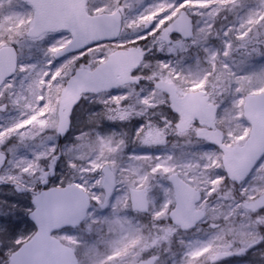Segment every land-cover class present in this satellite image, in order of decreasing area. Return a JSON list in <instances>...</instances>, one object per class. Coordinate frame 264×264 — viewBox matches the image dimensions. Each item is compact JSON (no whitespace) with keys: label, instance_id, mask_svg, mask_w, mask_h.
Returning <instances> with one entry per match:
<instances>
[{"label":"rangeland","instance_id":"374dc122","mask_svg":"<svg viewBox=\"0 0 264 264\" xmlns=\"http://www.w3.org/2000/svg\"><path fill=\"white\" fill-rule=\"evenodd\" d=\"M175 3L173 0H88L87 8L92 14L124 9V32L120 40L55 60L54 53L65 44L68 34L46 33L40 38H27L34 17L32 6L23 0H0V47L15 45L21 60L17 75L0 91V100L6 99L16 106V113L0 126V175L35 188L57 153V96L66 79L77 65L94 66L115 47L138 43L147 47L152 59L140 69L141 73L148 72L153 79L164 81L175 79L181 94L207 90L211 102L219 107L217 124L224 131L226 142L242 144L250 130L243 114L244 98L264 91V0H211L207 7L192 0L168 10ZM185 8L197 17L191 38L201 44L199 51L203 58L194 47L195 57L170 68L158 59L162 46L156 50L157 41H151L150 36L159 38L162 32L159 39L165 44L166 55L193 45L182 36H172L169 44L164 39L171 32L163 23L172 24ZM223 12L224 19L230 20L226 21L227 25H221V33L212 41L213 21H222ZM149 23H154L153 30L147 28ZM94 106L99 109L94 110ZM169 106L165 94L142 83L119 88L111 95L87 98L75 113L73 130L62 145L58 172L50 182L51 185L77 183L95 202L83 227L62 236L80 252L84 264H133L142 255L144 246H148L145 250L149 249L154 229L159 230L161 243L157 245H162L165 252L160 264H170L171 246L175 242L181 244L177 255L183 259L173 264H209L213 255L225 248V239H230L232 248L237 250L264 234V210L255 215L243 207V200L254 199L264 192V159L239 187L242 195L239 201L233 185L225 181V176L221 177L222 153L208 142L197 140L192 132L175 134L180 120L169 115ZM164 114L169 116L167 124H160L159 118ZM6 122L14 129L12 140L1 133ZM109 124L118 125V129ZM105 164H110L117 176V189L109 208L102 210L101 169ZM172 173H178L206 193L207 198L199 206H204L211 195L205 220L214 226L210 230L211 238L196 237L202 228L193 237L179 234L170 223L168 214L174 200L168 178ZM129 187H145L149 192L150 216L142 223L129 214ZM31 196L0 185L3 246L0 264H11L13 246L21 245L34 232L30 229L25 232L27 216L33 208ZM99 222L108 231L116 229L114 234L106 235L105 239L98 237ZM154 224L159 227L154 228ZM111 242L113 254L107 259H95L96 252ZM218 264H264V241L242 257Z\"/></svg>","mask_w":264,"mask_h":264},{"label":"water","instance_id":"95a60500","mask_svg":"<svg viewBox=\"0 0 264 264\" xmlns=\"http://www.w3.org/2000/svg\"><path fill=\"white\" fill-rule=\"evenodd\" d=\"M25 1L35 8V20L27 33L29 37H39L46 31L71 32L72 41L56 54V58L98 42L115 40L121 30L122 18L118 12L91 16L86 11L87 0ZM175 29L186 35L190 33V26L186 20H182ZM143 57L142 50L131 47L113 52L106 61L93 70L77 69L62 92L58 124V132L62 138L70 130V113L80 102L82 94L111 91L118 84L139 82L140 78L132 77L130 72L142 63ZM17 64L18 55L15 47L0 48V85L15 73ZM154 84L158 89L171 95L173 109L184 116L180 125L182 130L187 129V123L195 118L211 128L198 130V136L209 138L211 143L223 151L224 166L229 178L238 184L244 182L264 157V91L245 98L244 114L251 123L249 138L243 146H229L224 144L223 132L215 124L217 107L208 105L209 97L205 91L189 92L181 100L175 84L163 81H155ZM60 156L61 151L49 170L43 174V185L50 175L55 174ZM102 172L104 174L102 186L106 193L103 205L105 208L114 193L116 176L110 165H105ZM170 180L174 184L178 200L177 208L171 215L173 222L181 224L184 230L195 227L204 217L202 211L195 209L196 203L201 199L199 192L188 186L176 174L172 175ZM16 189L19 192L26 190L18 184ZM131 193L134 208L145 210L148 207L145 190H131ZM34 203L36 208L29 214V218L36 225L37 232L13 253L12 264H79L73 250L52 234L67 226L76 227L85 220L91 205L90 195L78 185L70 184L35 192ZM244 206L253 212L264 208V194L253 201H245ZM261 241L262 238L240 249L236 255L241 256ZM233 255L229 252H220L212 259V263ZM139 264H154V259Z\"/></svg>","mask_w":264,"mask_h":264},{"label":"flooded vegetation","instance_id":"af4514ba","mask_svg":"<svg viewBox=\"0 0 264 264\" xmlns=\"http://www.w3.org/2000/svg\"><path fill=\"white\" fill-rule=\"evenodd\" d=\"M173 1H175L176 3H175V5H173V6H171V7H168V10H172V9H176V8H174V7H176L177 5H180V3H186V2H190V1H192V0H173ZM207 1H211V0H203V2H204V4H207ZM187 8H185L184 9V13H182L181 15H179L174 21H173V23L171 24V23H166V21H165V23H163V25H164V28L165 29H167V28H172V26L174 25V24H176L177 22H178V20L180 19V18H182V17H187L188 18V20L191 22V24L193 25V21H194V18H192V15L191 14H189V12H190V10H186ZM124 15H125V11H124V9H123V11H122V17H123V21H124ZM223 19H224V15H223V17H222ZM124 24V23H123ZM149 27H150V29L151 30H153V27H154V23H150V25H149ZM164 29V30H165ZM124 30V27H123V29H122V34H123V31ZM161 33L162 32H160L158 35H160V37H161ZM172 35L173 36H175V38H177V37H180V35L178 34V33H176V32H172ZM151 38V41H154V40H156V38L155 39H153V37L152 36H150ZM159 37V38H160ZM158 38V37H157ZM127 46V45H126ZM131 46H138V47H141V48H143L144 50H145V54L147 53V51H146V49H145V46L143 45V44H141V43H138V44H134V45H131ZM116 49H118V48H114L113 50H112V52L114 51V50H116ZM133 74L134 75H136V76H138V75H142V73H141V71L140 72H138V70H136V71H134L133 72ZM144 76H145V74H144ZM146 77V76H145ZM12 79L13 78H11V79H9L7 82H6V84L7 83H9V82H11L12 81ZM147 80V79H146ZM143 82H147V81H143ZM4 87V86H3ZM2 87V88H3ZM2 88H0V91H1V89ZM180 92V91H179ZM187 92V91H186ZM185 92V93H186ZM185 93H183V94H181L182 96L185 94ZM163 94H165L166 95V97L167 98H169V95L168 94H166V93H163ZM211 96V95H210ZM58 98H59V100H58V111H59V101H60V94L57 96ZM169 103H170V106H169V115H172V116H175V117H177V119H179L180 121L182 120V117H181V115L180 114H178V113H175L173 110H172V108H171V102H170V98H169ZM3 106V109H1V107ZM37 111V110H36ZM16 113V106L14 105V104H9V102L6 100V99H1L0 100V126H4V124H2V121H5V120H7V118H10V116H12V115H14ZM36 113H38V111L36 112ZM73 116H74V114H73ZM166 118L167 117H162V118H159V122H160V124L161 123H163L164 124V122L165 121H167L166 120ZM168 119V118H167ZM58 120H59V116H58V112H57V123H58ZM11 123H9V122H6L5 123V127H3L2 129H1V133H3V136H5V137H7L8 136V138L10 139V140H12V138H13V136H14V129H12V127H10L9 128V125H10ZM165 124H167L166 122H165ZM190 129H192V130H194V131H196L198 128H200V127H202V124L199 122V121H194V122H192V123H190ZM176 128V127H175ZM57 131V130H56ZM176 131V133L175 134H178V132H179V130H178V127H177V130H174V132ZM169 181V180H168ZM170 183V182H169ZM4 184H6V185H9V182H4ZM54 185H58V184H54ZM54 185H49V186H54ZM170 185L172 186V190H173V203H172V205H171V210L169 211V214H168V219H169V221H170V223L174 226V228L176 229V231L179 233V234H182V235H190L191 237H193L194 236V233H196V231L197 230H199L200 228H202L201 229V231H199L200 233H198L199 235H197L196 237L197 238H205V239H207V238H211V235H210V230H211V228H214V226H212L211 225V223H210V221L208 222V221H206L205 222V220H206V218H207V211H208V207H207V202H209L210 203V200H212V198H210L211 197V195H209L208 196V200H207V202L204 204V206H199L200 205V203L204 200V198H207V195H206V193L205 192H203L202 190H200L199 189V191H200V193H201V195H202V201L200 202V203H198L197 204V209H200V210H202V211H204V213H205V218H204V220L202 221V222H200L198 225H197V227L196 228H194V229H190V230H183V228H182V226L181 225H178V224H174V222H173V219H172V217H171V215H172V212L174 211V210H176V208H177V196H176V191H175V188L173 187V185L170 183ZM35 187H37V185L35 186ZM132 187H129V189H128V191H129V202H130V215H132V216H135V221L137 220V221H139V222H144L145 221V219H147L149 216H150V210H151V202H150V195H149V192H148V190H147V188H145V187H143L144 188V190H145V192H146V196H147V198H148V207H149V209H145L144 210V208H142V210H140V209H136V208H134V206H133V204H132V202H131V197H130V189H131ZM134 188H139V187H134ZM197 188V187H196ZM35 189V188H34ZM102 189V188H101ZM139 189H142V188H139ZM233 190H234V192H235V195L237 196V198L236 199H238L239 201H240V199L242 200V195L240 194V192L238 191V189H237V187L235 186V187H233ZM102 193H103V201H102V203L100 204V208L102 209V210H107L108 208H109V206H110V202H111V200L113 199V197H114V195H115V192H116V190H115V192H114V195H113V197L111 198V200L108 202V205H107V207L106 208H103L102 207V204H103V202H104V199H105V192H104V190L102 189V191H101ZM91 195V194H90ZM192 196V195H191ZM95 204V202L92 200V207L93 206H95L94 205ZM92 209V208H91ZM90 212H91V210H90ZM139 219H141V220H139ZM140 226V225H139ZM81 227H83V225L81 226ZM81 227H78V228H65V229H63V230H60V231H58V232H56V235L58 236V238L62 241V242H64L65 244H67V245H69V246H71L72 244H71V242H69L66 238L64 239V238H62V236H63V234H65V233H67V232H77L78 230H80L81 229ZM157 227H159L158 226V224H154V228H157ZM97 230H98V234H99V236L98 237H102V238H104L105 239V236L106 235H110V234H114V230H116V229H114V230H112V231H108V227L104 224V223H100L99 222V225L97 226ZM154 232H153V234L152 235H150V239L152 238V243H151V245H150V247H149V249H147V250H145V247L147 248L148 246H144V250L142 251L143 253H142V255L140 256V257H138V259H136L135 260V262L133 263V264H139L140 262H142V261H150V260H152V259H154V264H160L161 263V260H162V256H163V254L162 253H165L164 251H162V245H157L158 243H161L160 242V240H158V238H160V237H158V235H159V230H157V229H154L153 230ZM112 234V235H113ZM60 235H61V237H60ZM225 248L223 249V250H220V251H226V252H232V253H234V252H236L238 249H240V248H238L237 250H235V249H233L232 248V242H231V240L230 239H225ZM175 242V241H174ZM148 243H150L149 241H148ZM182 243V242H181ZM113 242H111L110 244H108V245H106V246H104V245H102V246H104V247H101V249H99V251L98 252H96V254H95V259H100L101 257H102V259H107V258H109L110 256H111V254H113V251H114V247H113ZM173 245H174V243H173ZM72 247V246H71ZM174 247V248H173ZM73 248V247H72ZM74 249V251L76 252V254H77V257H78V259H79V262H80V264H84L83 262V259H82V257H81V255H80V252L79 251H76L75 250V248H73ZM180 249H182V247H181V244L179 243V242H175V245L174 246H171V251H172V254H173V256H172V260L171 259H169V261H168V263H177L178 261H179V258H180V260H182L183 259V257H181V255L179 256V255H177L179 252H180ZM220 251H217L216 253H218V252H220ZM215 253V254H216ZM214 254V255H215ZM237 258H240V257H237V256H233V257H230V258H227V259H223V260H219L218 262H215L214 264H218L219 262H224V261H228V260H234V259H237ZM94 259V258H93ZM211 260H212V258L210 259V262H209V264H211Z\"/></svg>","mask_w":264,"mask_h":264},{"label":"trees","instance_id":"16d2710c","mask_svg":"<svg viewBox=\"0 0 264 264\" xmlns=\"http://www.w3.org/2000/svg\"><path fill=\"white\" fill-rule=\"evenodd\" d=\"M220 33V32H219ZM252 48V47H251ZM186 56H185V58H183V59H185V60H188V58H189V55H190V51H188L186 54H185ZM164 58V61H165V65H169L168 63H171L172 62V57H163ZM182 59V60H183ZM149 60V61H148ZM147 60V58H146V62H150L151 61V59H148ZM175 60V59H174ZM179 63L182 61H180L179 59H176ZM178 62H175V61H173V64H174V67L177 65V64H179ZM90 125H94L93 123L92 124H90ZM67 182H69V181H67ZM65 183V182H64ZM25 225V224H24ZM26 225H28L27 226V228H26ZM26 225H25V232L27 233L28 231H29V229L30 230H33L34 229V227H33V225L27 220V223H26Z\"/></svg>","mask_w":264,"mask_h":264}]
</instances>
